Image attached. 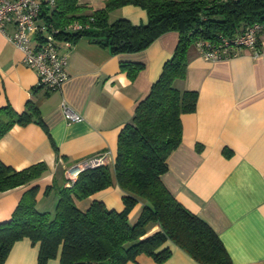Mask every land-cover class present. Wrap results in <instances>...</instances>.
I'll list each match as a JSON object with an SVG mask.
<instances>
[{
	"label": "crops",
	"instance_id": "crops-1",
	"mask_svg": "<svg viewBox=\"0 0 264 264\" xmlns=\"http://www.w3.org/2000/svg\"><path fill=\"white\" fill-rule=\"evenodd\" d=\"M79 1L95 8L104 2ZM117 18L135 25L148 20L146 11L133 4L110 10L109 21ZM177 40L178 33L170 30L142 50L117 54L88 37L78 38L70 47L60 41L58 51L67 56L68 76L59 89L48 90L22 61V52L0 32V106L9 104L21 112L30 101L43 122L13 124L0 138V160L17 170L46 163V171L36 182V205L43 202L47 185L64 181L69 166L104 155L112 184L74 199L75 204L85 210L98 199L108 208L123 209L122 191L113 173L117 137ZM257 48V55L254 49L244 48L237 55L215 60L204 59L195 45L188 48L185 77L176 79L174 85L197 92L196 108L181 115L182 139L169 154L168 168L161 176L172 195L216 232L233 264H264V34ZM121 62L142 67L131 77ZM62 101L81 119L67 120ZM27 188L0 192V221L11 217ZM56 195L40 204L49 211ZM142 205L137 202L129 211L130 222L136 220ZM157 230L155 224L146 235ZM165 245L171 255L162 263L140 253L126 264H199L174 243ZM38 249V243L23 237L14 242L2 264H37ZM46 264H59V257Z\"/></svg>",
	"mask_w": 264,
	"mask_h": 264
},
{
	"label": "trees",
	"instance_id": "trees-1",
	"mask_svg": "<svg viewBox=\"0 0 264 264\" xmlns=\"http://www.w3.org/2000/svg\"><path fill=\"white\" fill-rule=\"evenodd\" d=\"M39 1L41 17L60 28L58 39L88 37L114 54L142 50L170 30L178 33V40L117 137L113 173L122 191V210L108 208L98 199L85 210L75 204L74 199L112 184L108 163L85 168L74 180L47 185L45 194L51 189L57 194L54 210L49 212L35 207L36 182L46 171V163L17 170L0 160V192L28 185L11 217L0 221V264L23 237L38 243L37 264L56 256L59 264H126L140 253L162 263L171 255L167 241L199 264H233L216 232L172 195L161 176L168 168L169 154L182 139L181 115L196 108L197 92L174 85L176 79L185 77L188 48L200 40L218 44L247 25L264 22V0H104L97 8L79 0H54L53 5ZM124 4L142 7L147 23L135 25L126 18L109 21V11ZM72 21L81 23L82 29L63 31ZM121 66L134 77L142 64L121 62ZM31 121L43 125L38 108L30 101L21 112L9 104L0 106V138L13 124ZM137 202H142V208L130 222L128 213ZM155 224L159 230L146 235Z\"/></svg>",
	"mask_w": 264,
	"mask_h": 264
},
{
	"label": "built area",
	"instance_id": "built-area-1",
	"mask_svg": "<svg viewBox=\"0 0 264 264\" xmlns=\"http://www.w3.org/2000/svg\"><path fill=\"white\" fill-rule=\"evenodd\" d=\"M53 5L54 0H46ZM39 0H0V32L22 52V61L32 69L38 78V84L48 90L59 89L68 76L66 70L67 56L58 51V42L70 47L74 40L55 37L60 28L41 17ZM11 26V30L8 27ZM83 25L72 21L63 27V31H76ZM264 34V22L247 25L242 32L232 37H222L218 44L198 41L196 47L200 55L207 60H215L237 55L244 48H252L254 54L260 53L257 48L260 35ZM64 117L69 121L80 120L81 116L72 110L64 101L61 102ZM106 162L104 155L92 156L69 166L66 178L74 180L85 168ZM69 184V182H67Z\"/></svg>",
	"mask_w": 264,
	"mask_h": 264
},
{
	"label": "rangeland",
	"instance_id": "rangeland-1",
	"mask_svg": "<svg viewBox=\"0 0 264 264\" xmlns=\"http://www.w3.org/2000/svg\"><path fill=\"white\" fill-rule=\"evenodd\" d=\"M56 195V193L52 190L51 192L45 194V196L43 197V202L40 201L39 204L37 203L36 205V202H35V207L37 208L38 211H48V208L45 207L44 205H41L40 203H47L48 201L52 200V198ZM56 200H57V195H56V198H55V201H54V206H55V203H56ZM54 206L49 209V211H52L54 209Z\"/></svg>",
	"mask_w": 264,
	"mask_h": 264
}]
</instances>
